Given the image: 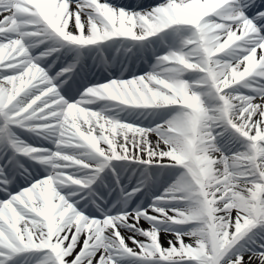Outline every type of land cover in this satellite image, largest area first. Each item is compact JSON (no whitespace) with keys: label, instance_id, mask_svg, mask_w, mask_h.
<instances>
[{"label":"snow or ice","instance_id":"snow-or-ice-1","mask_svg":"<svg viewBox=\"0 0 264 264\" xmlns=\"http://www.w3.org/2000/svg\"><path fill=\"white\" fill-rule=\"evenodd\" d=\"M0 264H264V0H0Z\"/></svg>","mask_w":264,"mask_h":264},{"label":"bare ground","instance_id":"bare-ground-1","mask_svg":"<svg viewBox=\"0 0 264 264\" xmlns=\"http://www.w3.org/2000/svg\"><path fill=\"white\" fill-rule=\"evenodd\" d=\"M142 226L147 227L146 224H145V225H142ZM167 239H168L167 236H165V235H162V236H161V241H162L163 243H165V244H166ZM129 244H130V246H131V241H129Z\"/></svg>","mask_w":264,"mask_h":264}]
</instances>
